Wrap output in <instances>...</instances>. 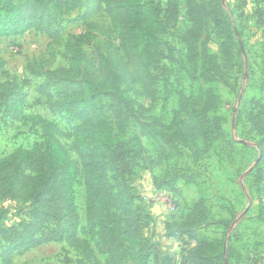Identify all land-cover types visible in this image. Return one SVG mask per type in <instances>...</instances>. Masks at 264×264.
<instances>
[{"label": "rangeland", "instance_id": "rangeland-1", "mask_svg": "<svg viewBox=\"0 0 264 264\" xmlns=\"http://www.w3.org/2000/svg\"><path fill=\"white\" fill-rule=\"evenodd\" d=\"M154 1L165 8L166 0ZM221 3L230 16L235 40L232 67L216 86L220 97L216 114L225 139L212 147L200 141L199 150L185 146L181 156H173L164 153L151 135L156 129L154 120L163 125L171 123L182 94L196 96L199 92V85L190 79L183 42L192 26L188 0H177V22L162 37L164 59L157 98L153 101L143 96L140 85L129 91L135 103L127 121L126 140H141V145L134 141L129 146L135 161L127 181L137 195L132 208L144 225V238L169 264H184L187 254L189 264H201L191 260L195 240L167 233V225L176 230L196 207L197 229L209 249L212 247L206 256L208 264H264V160L257 149L263 137L249 121V113L254 110L251 101L264 104V0ZM111 23L107 6L98 9L91 1L55 22L48 33L31 31L21 40H0V59L4 61L0 72V159L20 148L33 149L43 143L47 130L55 136L79 162L81 173L75 186L81 216L79 239L91 241L96 252L97 240L87 230L85 162L75 152L72 137L77 122L54 107L63 98L50 82V73L62 74L69 69V41L79 42L89 55L95 47H118V35L112 32ZM197 43L201 50L220 58L221 40L213 26ZM20 91L25 95L24 108L14 117L6 110L5 97ZM42 120L51 125L43 126ZM33 208L31 202L0 195V212L5 214L0 225V264H87L82 249L70 241L10 254L5 232L28 225ZM46 228L55 225L50 223ZM97 259L105 264L103 256Z\"/></svg>", "mask_w": 264, "mask_h": 264}, {"label": "trees", "instance_id": "trees-1", "mask_svg": "<svg viewBox=\"0 0 264 264\" xmlns=\"http://www.w3.org/2000/svg\"><path fill=\"white\" fill-rule=\"evenodd\" d=\"M91 1L98 9L107 6L119 46L95 47L89 55L79 42L69 41V69L62 74L50 73V82L63 98L54 107L77 122L72 137L75 152L85 162L87 230L97 240V252L91 241L79 239L81 216L75 190L81 173L79 162L47 130L43 143L33 149L20 148L0 159V195L31 202L34 207L28 225L5 232L10 254L70 241L82 249L87 264H99L98 255L105 258V264H169L144 238V225L132 208L137 195L127 181L135 161L129 146L134 141L141 145V140L126 139L127 121L135 103L129 91L140 85L143 96L153 101L157 98L164 59L162 37L177 22V0H166L165 8L154 0H0V40L30 31L48 33L55 22ZM188 9L192 26L183 42L190 79L199 85V92L196 96L182 94L171 123L163 125L154 120L156 129L151 134L164 153L173 156H181L185 146L199 150L200 141L212 147L225 139L216 114L220 104L216 86L232 67L235 47L232 22L221 0H188ZM210 26L221 40L220 58L201 50L197 43ZM3 65L0 59V72ZM24 98L22 91L7 94L6 110L18 117ZM251 103L254 110L249 113V121L263 137L257 149L264 160V104L257 100ZM42 123L51 125L44 120ZM197 212L198 207L185 223L176 225V230L167 225V233L195 240L191 260L208 264L206 256L212 247L209 249L197 229ZM4 218V212H0V225ZM50 223L55 228L47 229ZM188 257L184 264H189Z\"/></svg>", "mask_w": 264, "mask_h": 264}, {"label": "crops", "instance_id": "crops-1", "mask_svg": "<svg viewBox=\"0 0 264 264\" xmlns=\"http://www.w3.org/2000/svg\"><path fill=\"white\" fill-rule=\"evenodd\" d=\"M30 33H32L31 31L26 33L25 35H22V36H18V37H12V38H4V39H8V40H11V41H16V40H21V39H24L23 37L26 36V35H29Z\"/></svg>", "mask_w": 264, "mask_h": 264}]
</instances>
